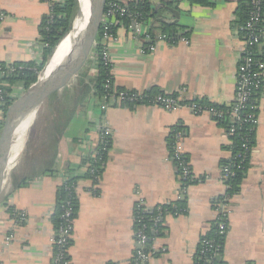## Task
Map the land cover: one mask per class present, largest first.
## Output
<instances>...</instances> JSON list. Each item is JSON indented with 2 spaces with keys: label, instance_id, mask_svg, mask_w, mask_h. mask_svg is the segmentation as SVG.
<instances>
[{
  "label": "crops",
  "instance_id": "crops-1",
  "mask_svg": "<svg viewBox=\"0 0 264 264\" xmlns=\"http://www.w3.org/2000/svg\"><path fill=\"white\" fill-rule=\"evenodd\" d=\"M179 1L158 20L176 25L189 43L158 44L154 53H143L139 42L117 28L108 45L113 88L138 93L157 89L169 96L181 93L188 101L229 105L243 48L235 24L243 0H212L207 7ZM0 12L7 16L0 23V63H39L40 26L49 6L41 0H0ZM172 12L178 14L175 24ZM83 70L85 77L78 75L72 87L95 76L92 63ZM99 104L90 97L78 105L59 141L53 176L35 178L17 190L10 182L0 194V264H52L50 216L57 188L70 176L79 178L68 264L132 263L136 204L142 202L153 210L178 202V177L168 160L167 144L175 128L181 130L192 174L206 180L187 189L184 215L164 218L152 243L155 256L148 264H195L199 241L217 218L215 203L227 190L220 180L221 163L231 157L225 129L210 116L194 115L187 108L166 112L136 105L101 111ZM101 125H107L112 138L103 172L93 181L85 177L87 165L81 163L97 147ZM72 167L76 170L68 174L66 169ZM229 206L221 261L264 264V86L248 169ZM18 211L25 212L26 220L15 226L10 215ZM10 235L12 242L6 245L4 239Z\"/></svg>",
  "mask_w": 264,
  "mask_h": 264
},
{
  "label": "trees",
  "instance_id": "trees-1",
  "mask_svg": "<svg viewBox=\"0 0 264 264\" xmlns=\"http://www.w3.org/2000/svg\"><path fill=\"white\" fill-rule=\"evenodd\" d=\"M113 1V0H112ZM155 1V3H154ZM189 4L193 6L207 7L212 5V0H187ZM179 0H130L125 7L126 14L117 20L120 27L127 28L133 19L139 18L143 24H150L149 36L153 38L157 33L166 35L169 37L182 36L187 38V34L179 35L176 25H170L164 22L158 21L161 14L168 9V7L176 6ZM78 6L76 0H59L58 3L51 2L49 16L42 20L40 26V43L43 45L41 53V61L39 63H15L12 65L13 73L8 74L5 69V64L0 63V72H5L4 76L0 77V91L2 97L1 110L4 113L7 108L16 100L15 98V86L19 85L22 91H26L30 86L37 82L39 73L44 69L46 64L51 59L58 44L68 33H70L72 23L77 14ZM253 8L250 0H243L236 11L235 24L238 29L239 37H245L246 31H240V28L244 27L246 21ZM260 17L261 21L254 28V33L259 31L264 33V0H261L260 4ZM118 25V26H119ZM113 29V34L117 28ZM101 39V29L97 37L96 42ZM99 47L97 46L92 53L98 55ZM258 59L264 60V45L260 49ZM92 63L95 76L88 80V83H84L83 79H80L72 89H65L60 93L52 96L47 103L43 106L42 110L37 116L33 126L28 132L25 147L21 156V161L17 166L15 172L11 177L12 190L20 189L26 184L39 177L53 176L56 172V156L58 152V144L63 136V133L70 123V121L76 115L77 107L85 100L94 98L98 101H102L109 90L105 88V83L109 78V67L104 66L100 57H94L87 61ZM80 76L85 77L84 70L79 73ZM113 85V84H112ZM116 90V89H115ZM125 91V90H118ZM146 96L153 97L157 95H163L161 91L157 89H150L144 93ZM258 95V99L260 98ZM252 98L251 101H253ZM202 106H209L216 110L223 112L228 111L227 106L214 105L205 101H196ZM146 101L142 100L139 104L144 105ZM122 106H132L130 104H123ZM250 114H256V111H246ZM245 112L242 113L244 116ZM219 125L223 126L226 130L230 125L227 120L220 122ZM175 131H180L179 128H175ZM254 134L255 131L251 130V125L248 123L242 124V126L230 137L232 142L229 147L231 157L221 163V167L228 166L229 170L233 172V176L230 177L225 184L227 185L226 194L220 197L218 201L230 199L239 192L241 181L245 175L249 165V156L245 159L238 158V155L242 153L241 144L246 143L247 146H254ZM169 155L172 153V137L170 135L168 139ZM107 160L106 152H98L96 157L91 155L86 156L82 160L81 165H87L86 176L93 181L98 180L101 176L105 163ZM76 168H67L68 174L73 173ZM79 177L70 176L63 185L57 188L55 206L50 216V222L53 225L54 232L64 225L62 214L65 209L72 211L71 218L75 220L78 203L77 196L75 194L76 181ZM186 185H193V182H187ZM164 213H171L175 215H184L187 212L186 201H178L172 205L164 206L162 208ZM12 211V209L10 208ZM141 222L135 225V229L140 228L141 225L146 226V235L149 238L147 248L152 246L153 240L159 234L160 226L156 230L152 231L153 217L156 216V211L153 209L147 213H141ZM206 238L213 241L214 245L223 246L224 239L218 236L216 233V223L211 224V229L207 233ZM71 245V241H68V248ZM195 264H208L204 257L200 258L196 254L194 258ZM222 264H224L222 262Z\"/></svg>",
  "mask_w": 264,
  "mask_h": 264
},
{
  "label": "built area",
  "instance_id": "built-area-1",
  "mask_svg": "<svg viewBox=\"0 0 264 264\" xmlns=\"http://www.w3.org/2000/svg\"><path fill=\"white\" fill-rule=\"evenodd\" d=\"M44 4L49 6L52 0H41ZM130 0H113L107 11L106 19L104 20L101 27V39L96 42L93 50L98 46V55L91 53L90 59L95 56L100 57L104 66H110L109 68V78L105 83V88L109 90V93L105 95L102 101H99L100 110L105 111L108 108L114 106H122L123 104H130L132 106L142 105L139 104L142 100L146 101L144 105H150L154 107L161 108L166 112H174L178 108H187L194 115L206 114L211 117V119L220 123L225 120L229 123L230 127L226 130V135L232 137L235 132L242 126V124L248 123L251 125V130L255 131L257 123V109H258V95L261 94L264 86V60L258 59L260 54V49L264 44V33L259 31V33H254V28L261 21L260 17V4L261 0H250L251 6L253 8L250 13L248 20L246 21L244 27L240 28V31H246L247 35L245 37H240L243 48L239 59V64L235 72L234 80V94L232 102L228 107V111L223 112L221 110H216L209 106H202L196 102V100L188 101L182 97L181 93L176 96L169 95H157L153 97L146 96L144 93H138L133 91H118L113 88L112 85V75H111V59L109 56V43L114 41L115 35L113 34V29L119 25L118 17L122 18L126 14L125 6ZM155 3V1H154ZM49 16V14H48ZM6 15L0 12V23L5 21ZM120 27V25L118 26ZM122 28H124L122 26ZM150 24H143L139 18L133 19L131 24L124 28L126 36L131 41H137L140 43L141 52L143 53H154L156 51L158 44H165L166 46H174L178 43L187 45L188 39L182 36L167 37L166 35L157 33L153 38L149 36ZM43 48V45H42ZM12 65H5V69L8 74L14 72ZM5 72H0V77L4 76ZM22 90V89H19ZM18 92V91H17ZM184 92V90H182ZM16 93V92H15ZM16 95V94H15ZM252 98L253 101H251ZM2 97L0 91V126L3 122L4 113L1 110ZM246 111H256V114H250ZM245 112L244 116L242 113ZM172 137V153L168 156V160L172 163L177 174L178 183V201L184 200L187 189L190 186L200 184L206 180L205 177H196L192 174L189 162L183 153V148L181 145L182 133L180 131L173 130L171 133ZM112 132L107 127V125H101L99 129L98 144L95 150L90 154L91 157H96L98 152H108L111 144ZM232 142L230 140L231 146ZM253 147L247 146L245 142L241 144L242 153L238 155V158L245 159L251 155ZM230 152V151H229ZM231 155V152H230ZM233 176L228 166H222L220 168V180L225 183L230 177ZM187 182H193V185H186ZM227 188V185H226ZM229 200L225 199L217 201L215 203V212L217 218L216 223V233L218 236L225 238L227 232L226 220L230 213ZM168 205L156 206L154 209L156 211V216L153 217L152 231L154 232L158 226L161 225L164 218L168 215L178 216L171 213H164L162 208ZM152 210H148L142 202L136 204L133 211V225H134V242H135V253L133 256L132 263L130 264H148L150 260L155 256L152 246L147 248L149 238L146 235V226L141 225L140 228L135 229V225L141 222V213H147ZM180 215V214H179ZM72 211L70 209H65L62 214V219L64 225L60 227L57 231L53 233L50 240L53 255L52 264H68L67 260V250L68 241H71L73 222L74 219L71 218ZM10 220L15 226L26 220L25 212L18 211L13 212L10 215ZM211 226L208 230L210 231ZM207 232V233H208ZM207 233H205L198 245L196 254L198 257H204L206 263L208 264H222L221 255L223 251V246L214 245L213 241L206 238ZM13 236H7L4 239V243L8 245L12 242ZM195 254V256H196Z\"/></svg>",
  "mask_w": 264,
  "mask_h": 264
},
{
  "label": "water",
  "instance_id": "water-1",
  "mask_svg": "<svg viewBox=\"0 0 264 264\" xmlns=\"http://www.w3.org/2000/svg\"><path fill=\"white\" fill-rule=\"evenodd\" d=\"M76 2L78 10L74 21L77 17H79V15H81L80 2L79 0H76ZM111 2L112 0H103L99 8L96 9L94 7L92 8V1L89 0L86 24L84 28L74 37L72 50L69 54L65 56L62 61L47 74V76L44 78L42 77L56 53V50L61 43L60 41L51 59L38 76L37 82L30 86L4 112L3 122L0 126V158L5 152L8 143L13 139L16 131L23 124V122L31 116V122L28 125L26 132V135H28L29 130L33 126L38 114L47 101L55 94L72 87L93 51ZM172 13L175 14V21L173 22V24H175L178 19V14L176 12ZM158 21L164 22L162 20ZM73 23L71 31H73ZM2 191L3 188L1 189L0 194Z\"/></svg>",
  "mask_w": 264,
  "mask_h": 264
},
{
  "label": "bare ground",
  "instance_id": "bare-ground-1",
  "mask_svg": "<svg viewBox=\"0 0 264 264\" xmlns=\"http://www.w3.org/2000/svg\"><path fill=\"white\" fill-rule=\"evenodd\" d=\"M92 1V8H99L100 4L103 0H91ZM80 7H81V15L76 18L73 23V31H71L66 37L62 40L61 44L59 45L56 53L54 54L49 66L46 68V71L43 74V78L47 76V74L53 70L61 61L62 59L69 54L72 50V46L74 43V37L78 32H80L87 21L88 16V7H89V0H79ZM31 122V116L28 118L23 124L18 128L15 133L13 139L8 143V146L3 153L2 157L0 158V191L7 187V167L12 164L13 162L17 161V157L21 151L23 146V142L26 136L27 127ZM23 150V149H22ZM14 152V158H12V154ZM13 159V160H12ZM12 160V161H11ZM16 165V164H15Z\"/></svg>",
  "mask_w": 264,
  "mask_h": 264
},
{
  "label": "rangeland",
  "instance_id": "rangeland-1",
  "mask_svg": "<svg viewBox=\"0 0 264 264\" xmlns=\"http://www.w3.org/2000/svg\"><path fill=\"white\" fill-rule=\"evenodd\" d=\"M69 34V33H68ZM67 34V35H68ZM62 42V41H61ZM61 44V43H60ZM59 47V46H58ZM58 49V48H57ZM43 71V70H42ZM41 71V72H42ZM40 72V73H41ZM40 73H39V75H40ZM38 75V76H39ZM25 91H22V90H19L18 92H16V98L15 99H18L23 93H24ZM26 139H27V135H26V137H25V139H24V142H23V146H22V148H21V151H20V153H19V155H18V157H17V161H15V162H13L12 164H10L9 166H8V168H7V185L8 184H10V182H11V177H12V173L13 172H15V170H16V168H18L17 166L19 165V163H20V161H21V156H22V153H23V150H24V147H25V143H26ZM23 149V150H22ZM16 164V165H15Z\"/></svg>",
  "mask_w": 264,
  "mask_h": 264
}]
</instances>
